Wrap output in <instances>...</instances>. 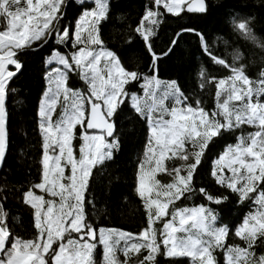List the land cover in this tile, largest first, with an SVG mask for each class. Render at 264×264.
<instances>
[{
  "label": "snow or ice",
  "instance_id": "obj_1",
  "mask_svg": "<svg viewBox=\"0 0 264 264\" xmlns=\"http://www.w3.org/2000/svg\"><path fill=\"white\" fill-rule=\"evenodd\" d=\"M77 3L79 15L65 23L69 0H0V164L8 145L6 98L10 81L23 69L21 57L39 51L50 40L69 48L64 53L54 48L46 61L48 88L39 110L41 181L23 193V203L33 210L36 236H16L0 203V264H97L98 246L103 249L102 264H158V256L168 258L169 264H178L179 258H189L191 264H220L218 252L223 264H264V254L255 251L264 244V67L252 79L242 52L234 53L229 62L215 54L203 34L196 33L211 62L229 71L223 78H205V71L200 73L204 78L201 88L205 83L216 87V110L209 113L200 101L195 106L189 102L175 81L159 92L161 82L155 76L127 68L117 51L105 45L101 28L110 15V0ZM207 10V0H151L135 32L152 52L151 37L165 13L178 17ZM235 28L264 51V42L255 35L250 19L240 20ZM186 31L195 29H181L172 46ZM152 69L156 71L155 61ZM73 72L85 89L69 84ZM141 80L143 95L130 93L128 86ZM128 100L137 116L150 123L151 131L137 169L136 192L148 216L147 227L139 234L97 230L85 212L93 169L113 159L120 148L115 116ZM58 105L62 113L53 120ZM245 125L255 131L241 132L237 142L228 145L215 161L212 171L217 184L236 193L241 202L251 200L255 206L235 229L243 246L227 243L229 227L217 226L218 213L204 205L172 212L171 221L164 224L163 239L158 240L155 221L169 215V206L175 201L197 190L194 176L214 139ZM77 138L81 142L78 155L73 146ZM173 159L184 163L169 168L166 161ZM161 173L171 177V182L162 183L157 178ZM198 191L216 205L228 200L227 196L214 197L204 188Z\"/></svg>",
  "mask_w": 264,
  "mask_h": 264
},
{
  "label": "trees",
  "instance_id": "obj_2",
  "mask_svg": "<svg viewBox=\"0 0 264 264\" xmlns=\"http://www.w3.org/2000/svg\"><path fill=\"white\" fill-rule=\"evenodd\" d=\"M150 4L151 0H110V15L102 23L101 35L105 45L117 51L127 68L146 77L155 76L161 82L159 92L164 91L166 84L175 81L194 106L198 100L200 106L209 113L216 110L215 84L205 83L201 88L204 78L200 73L204 70L205 78H223L229 75V71L211 62L202 50L200 37L196 33L203 34L215 54L229 62L234 53L242 52L247 74L252 79H256L260 68L264 67V51L252 41H246L235 28L236 23L248 18L255 35L264 42V0H207L206 13L185 12L178 17L165 13L156 28V34L151 37L155 57L135 32ZM65 11V23H72L81 8L77 0H69ZM181 29H195V32H183L175 46H172L171 42ZM57 47L62 53L68 52L66 47L57 46L50 40L39 51L22 56L23 69L10 81L6 98L8 145L0 169V203L8 214L7 222L12 232L24 239L35 238L37 232L33 210L23 203V193L41 181L43 141L38 110L46 84L45 59ZM154 61L155 72L152 69ZM69 84L78 90L86 87L75 72L70 73ZM142 84L143 80L129 85V92L142 96ZM168 103L171 105L172 101ZM59 108L53 114V120L61 110ZM115 121L120 148L114 153L113 159L93 169L86 193L85 212L88 222L97 230L114 228L137 234L148 224L147 210L144 201L137 195L136 184L137 169L144 159L151 136L150 123L137 116L130 100L121 106ZM252 131L255 129L245 125L236 132H226L214 139L194 176L193 187L197 190L175 201L169 206V215L155 221L158 240H162L164 223L172 219V212L204 205L218 213L217 226L226 224L229 227L227 243L243 246V242L234 234L235 229L255 206L251 200L241 202L236 193L217 184L212 171L215 161L227 146L235 144L241 132L247 134ZM79 145L80 140L77 138L73 141L74 150ZM183 163L178 159L166 161L169 168L180 167ZM157 178L162 183H169L172 179L165 173L158 174ZM200 188L206 189L214 197L227 196L228 200L220 205L213 204L198 191ZM35 191L39 194L38 190ZM101 250L98 246L96 261L100 259ZM255 251L257 255L264 254V244L258 245ZM217 259L223 264L222 253H217ZM157 261L158 264H169L168 258L164 256H158ZM178 264H191V261L189 258H179Z\"/></svg>",
  "mask_w": 264,
  "mask_h": 264
},
{
  "label": "rangeland",
  "instance_id": "obj_3",
  "mask_svg": "<svg viewBox=\"0 0 264 264\" xmlns=\"http://www.w3.org/2000/svg\"><path fill=\"white\" fill-rule=\"evenodd\" d=\"M66 49H67V51H69V48H67L66 47ZM47 58H48V56L46 57V59H45V64H46V61H47ZM47 67H48V65L46 64V71H47ZM46 73V72H45ZM45 82H46V84H45V86H44V88H43V91H42V96H41V99H40V102H39V110H40V106H41V103H42V101L44 100V98H45V92L47 91V88H48V81H47V79H46V75H45ZM58 107H60L59 105H58ZM59 109H61V107L59 108ZM39 110H38V112H39ZM61 113H62V109L60 110V111H58L56 114H55V117H54V120H56V119H59V117H60V115H61ZM149 128H150V126H149ZM90 132H91V130H90ZM151 132V131H150ZM81 143V142H80ZM80 146V145H79ZM77 150V151H76ZM76 150H74L75 152H76V154L78 155L79 154V147H77V149ZM41 161H42V159H41ZM70 174V173H69ZM38 190V189H37ZM38 192H39V194H42L43 195V193H41L39 190H38ZM47 198V197H46ZM195 207H197V206H195ZM191 208H194V207H190V208H187V209H191ZM171 221V220H170ZM167 222H169V221H166L165 223H167ZM164 223V224H165ZM191 223V222H190ZM99 229H101V228H99ZM98 229V230H99ZM103 229H114V228H103ZM114 230H117V229H114ZM119 231H121V230H119ZM163 231H164V226H163ZM128 233V232H127ZM140 233V232H139ZM139 233H137V234H139ZM163 239V238H162ZM101 247V246H100ZM102 248V247H101ZM102 253H103V249L101 250V256H100V259L98 258V260H97V264H102ZM147 253L146 252H144L143 253V255H146ZM118 256H120V258H122L123 259V256H122V254L121 253H118ZM142 258H143V256H142ZM100 261V262H99Z\"/></svg>",
  "mask_w": 264,
  "mask_h": 264
},
{
  "label": "water",
  "instance_id": "obj_4",
  "mask_svg": "<svg viewBox=\"0 0 264 264\" xmlns=\"http://www.w3.org/2000/svg\"><path fill=\"white\" fill-rule=\"evenodd\" d=\"M3 164V163H2ZM2 164H0V169H1V167H2Z\"/></svg>",
  "mask_w": 264,
  "mask_h": 264
}]
</instances>
